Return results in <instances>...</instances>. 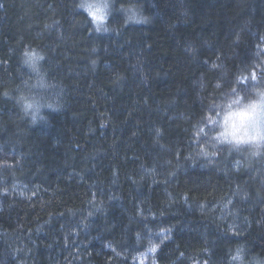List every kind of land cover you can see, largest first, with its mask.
Returning a JSON list of instances; mask_svg holds the SVG:
<instances>
[{
    "label": "trees",
    "instance_id": "trees-1",
    "mask_svg": "<svg viewBox=\"0 0 264 264\" xmlns=\"http://www.w3.org/2000/svg\"><path fill=\"white\" fill-rule=\"evenodd\" d=\"M109 24L76 0H0V264L264 257V156L201 154L210 106L264 83V0H115ZM27 46L65 87L49 126L4 95Z\"/></svg>",
    "mask_w": 264,
    "mask_h": 264
},
{
    "label": "clouds",
    "instance_id": "clouds-1",
    "mask_svg": "<svg viewBox=\"0 0 264 264\" xmlns=\"http://www.w3.org/2000/svg\"><path fill=\"white\" fill-rule=\"evenodd\" d=\"M114 4L115 0H76V10L86 15L96 33L106 34L111 31L109 21ZM120 11L129 23L149 21V16L140 9L130 7ZM46 59V52L38 47L23 48L18 57L19 83L12 93H4L31 127L49 126L48 114L65 110V87L50 77ZM250 80L245 88L222 93L210 106V115L201 120L202 155L226 149L229 153L243 154L249 163L264 156V83L256 77ZM227 264H264V257H249L245 246L238 245L229 251Z\"/></svg>",
    "mask_w": 264,
    "mask_h": 264
},
{
    "label": "snow or ice",
    "instance_id": "snow-or-ice-1",
    "mask_svg": "<svg viewBox=\"0 0 264 264\" xmlns=\"http://www.w3.org/2000/svg\"><path fill=\"white\" fill-rule=\"evenodd\" d=\"M150 251H155V246H153V247L150 249Z\"/></svg>",
    "mask_w": 264,
    "mask_h": 264
}]
</instances>
